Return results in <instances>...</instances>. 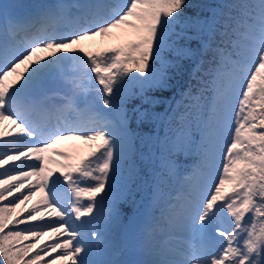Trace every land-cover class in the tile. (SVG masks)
I'll return each mask as SVG.
<instances>
[{
  "label": "snow or ice",
  "instance_id": "1",
  "mask_svg": "<svg viewBox=\"0 0 264 264\" xmlns=\"http://www.w3.org/2000/svg\"><path fill=\"white\" fill-rule=\"evenodd\" d=\"M192 6L56 0L23 18L0 6V264H129L114 258L103 223L85 229L114 195L131 194L138 175L123 108L135 84L138 119L175 125L150 177L153 204L177 174V155L193 146L183 121L207 100L194 145L200 164L143 226L138 247L158 258L135 264H264V0H220L205 18L186 16ZM97 37L122 43L95 53L80 46ZM69 65L78 71L69 75ZM185 73L198 94L189 85L162 118L154 111L162 101L145 91L175 93ZM69 140L89 151L73 154L62 147ZM118 215L113 208L111 221ZM160 233L184 239L171 246Z\"/></svg>",
  "mask_w": 264,
  "mask_h": 264
},
{
  "label": "trees",
  "instance_id": "2",
  "mask_svg": "<svg viewBox=\"0 0 264 264\" xmlns=\"http://www.w3.org/2000/svg\"><path fill=\"white\" fill-rule=\"evenodd\" d=\"M189 3L193 5L192 7H186L184 9L185 15L192 17L199 15L202 18L208 17L210 11L213 7L220 3V0H189ZM171 59V56H167ZM159 67V64L157 65ZM134 75V73H133ZM181 87L173 93L172 90H154L147 89L145 95L155 96L161 103L155 105L154 111L158 112L162 118L167 116V119L172 117V109L177 108L176 101L180 100L179 93L182 91H187L189 85H192L193 95H197V81L192 79L188 73H185L183 79L181 80ZM140 86L136 84L133 91V95L130 97L131 105V119L132 128L136 134V148H135V162L139 164L142 172V184L144 186H149V191H151V181L150 177L154 171L160 170V165L162 160L168 155V142L167 139H171L175 125L170 129L165 123L163 126L161 123H142L139 119V113L143 110L141 105V95ZM205 97L210 98L213 93L208 90L204 93ZM185 104H190L192 101L185 99ZM207 103V100L202 101V107L197 109H192L187 118L183 121V126L185 129L186 136L193 142V146L190 150H186L183 153L177 155V160L179 162V167L182 169H189L191 164L197 161L198 155L195 152V143L200 141L201 131H200V121L204 115L205 108L203 105ZM171 105V107H170ZM180 112L184 109L180 108ZM179 119V118H177ZM173 177L168 179L164 184V187L169 188L173 182ZM147 181V182H146ZM121 210L123 213L130 218L134 216L136 211H140L144 205L143 193L135 188L131 189L130 195H123L119 201Z\"/></svg>",
  "mask_w": 264,
  "mask_h": 264
},
{
  "label": "rangeland",
  "instance_id": "3",
  "mask_svg": "<svg viewBox=\"0 0 264 264\" xmlns=\"http://www.w3.org/2000/svg\"><path fill=\"white\" fill-rule=\"evenodd\" d=\"M33 0H0V6H5V9L9 16H12V12L15 9L17 5L20 7H28L31 4ZM35 1V0H34ZM41 2V0H40ZM30 10V9H29ZM2 16V10L0 12ZM19 40L17 42H22L25 39L26 33L20 32L18 33ZM16 41V40H15ZM122 43V41L115 40L111 37H97L94 41H84L80 45L81 47H84L88 51L96 52L101 51L105 47L110 46H116L118 44ZM67 73L69 75L74 74L77 69H74L71 65H69L66 69ZM135 75V73H134ZM136 87V84L131 87V92L133 93L134 89ZM95 89L93 88L91 91V96L94 98L96 96ZM130 97L126 100L125 104L123 105V108L128 116V128L132 136V152H131V160L133 164L135 165L136 172L138 175L133 177L134 182H127V187L130 189H137L143 193L144 197V205L140 211H136L134 216H131L128 218L123 211L121 210L119 201L123 197V194H117L114 195L112 200L106 202L105 207L103 209L104 214L102 215V219L98 221V224L88 225L86 226V230L92 228V227H98L101 223L104 224V231L106 232V235L109 233L112 234L115 237V240L111 243V245H114L113 243L117 241L118 246L124 249V255L120 258L117 256L119 255V252L116 253V256L114 258L126 260L129 262V264H135L136 261L144 260V259H156L158 258L155 255L150 256L146 251L141 250L138 245L141 237V232L143 229V226L145 222L149 219L150 216H159L161 212L163 211L164 207L166 206L167 202L171 200L174 203V200H176V195L180 192L184 191V185L186 178L192 177L193 172L197 169L198 165L200 164V156L199 153L195 150L196 154L198 155L197 161L191 164V167L189 169H182L178 168L177 174L173 176V182L170 185L169 188L164 187L162 185V196L160 200L153 204L150 201V195L151 191H149V186H144L142 184V172L140 169V166L138 163L135 162V148H136V134L132 128V119H131V105H130ZM67 118H72L71 113H66ZM80 150H74L71 151L73 154L79 153V154H86L89 151V147L85 145L83 142L80 143L79 146ZM66 149V148H65ZM68 150V148L66 149ZM69 151V150H68ZM192 170H194L192 172ZM127 179V177H126ZM193 182H195V178L193 179ZM41 193H37V195L33 198V203L38 200L41 197ZM113 208L118 211L119 215L115 219V221H106L107 214L111 216V213L113 211ZM146 208V214L143 220H140L138 218L139 213ZM159 237L162 240L167 241L171 246H178L181 244L184 237L179 235H173L171 237H165L163 233L159 234ZM110 239V236L108 237V240ZM222 239V238H221ZM45 241H48V237H44L43 241L41 243H44ZM159 242V241H158ZM107 259L106 257H102Z\"/></svg>",
  "mask_w": 264,
  "mask_h": 264
},
{
  "label": "bare ground",
  "instance_id": "4",
  "mask_svg": "<svg viewBox=\"0 0 264 264\" xmlns=\"http://www.w3.org/2000/svg\"><path fill=\"white\" fill-rule=\"evenodd\" d=\"M55 2H56V0H41V2H40V0H35V1L33 0L31 3H36V4H34V5L31 4L29 6L30 10L26 6L25 7H20L19 5H17L15 7V9L13 10V12H12V16L17 17V18H23V17H26L27 15H29L31 13H34L41 5L52 4V3H55ZM68 2H71V0H68ZM0 12H1V10H0ZM2 24H3V18H2L1 14H0V25H2ZM33 31H34V29H33ZM20 32H25V31H23V30L18 31L12 38L14 40H16V41L19 40V36L20 35H18V33H20ZM96 52H98V51H96ZM81 142L82 141H72V140L65 141L64 144L62 145V147L66 148V149L68 148V150L70 152L74 151V150H80L79 146H80ZM57 159H60V158L57 157ZM52 167H54V166H52ZM193 171L194 170H192V172ZM194 178L195 177H193V179ZM33 179L35 180V178H33ZM182 193L183 192L178 193L175 198L177 199L178 197H180L182 195ZM175 201L176 200H174V202ZM103 214H104V212H103ZM85 219H89V218L86 217ZM110 220H111V216L109 214H107L106 221H110ZM96 224H98V221H97ZM109 232L110 231H108L107 238L110 236L109 242L112 243L115 240V237L112 234H110ZM113 244L114 245H112V246L114 248L118 249V252H119V255L117 257L118 258H120V256L122 257L124 255V249L118 246L117 241H115Z\"/></svg>",
  "mask_w": 264,
  "mask_h": 264
},
{
  "label": "water",
  "instance_id": "5",
  "mask_svg": "<svg viewBox=\"0 0 264 264\" xmlns=\"http://www.w3.org/2000/svg\"><path fill=\"white\" fill-rule=\"evenodd\" d=\"M145 213H146V209H143L142 212L139 214L140 220H143V218L145 217Z\"/></svg>",
  "mask_w": 264,
  "mask_h": 264
}]
</instances>
